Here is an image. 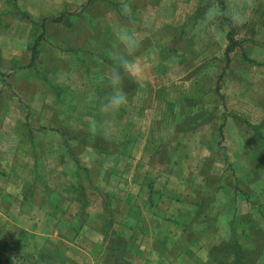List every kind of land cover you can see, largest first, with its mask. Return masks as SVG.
<instances>
[{
    "label": "rangeland",
    "instance_id": "1",
    "mask_svg": "<svg viewBox=\"0 0 264 264\" xmlns=\"http://www.w3.org/2000/svg\"><path fill=\"white\" fill-rule=\"evenodd\" d=\"M127 2L131 21L120 11L121 0H68L64 14L74 15L64 16L61 25L44 20L32 65L35 40L28 44L29 37L18 33L11 63H0V198L18 197L25 210L35 202L54 203L51 192L70 190L85 204L83 222L89 213L99 214L100 222L81 228H87V238L93 227L102 233L104 246L108 240L117 252L109 264H125L128 243L122 235H173V225L150 227L149 219L172 215L187 221L180 222L187 228L196 223L192 235L208 219L216 224L208 227L213 239L225 235L221 221L234 211L230 228L237 239L227 246L238 243L252 251L250 264H264V0H252L243 27H226L225 18L200 32L195 27L212 0ZM219 2L226 7V0ZM117 25L137 33L141 43L133 58L144 73L124 77L121 88L129 102L106 115L99 105L113 90L107 75ZM46 106L55 109L45 112ZM57 116L65 122L57 131L60 142L41 124H55ZM93 119L107 128L94 140L88 131ZM24 124L34 148L26 146ZM4 127H12L9 133L21 144H7L11 137ZM235 188L242 196L234 201ZM103 195L118 236L106 230ZM31 211L20 215V223ZM129 213L144 224L125 225L122 217ZM211 245L212 254L221 244Z\"/></svg>",
    "mask_w": 264,
    "mask_h": 264
},
{
    "label": "crops",
    "instance_id": "2",
    "mask_svg": "<svg viewBox=\"0 0 264 264\" xmlns=\"http://www.w3.org/2000/svg\"><path fill=\"white\" fill-rule=\"evenodd\" d=\"M71 1L74 2L75 0ZM69 3L68 0H0V63L4 65L11 63L10 52L17 48L19 44L17 40L18 33L26 36V38L29 37V39L27 38V43L30 40H35V43L43 33L45 28L43 24L47 23L44 20L47 18L55 19L63 15ZM34 18L40 20L39 25H37V21ZM171 24L172 22L170 21V26H172ZM57 25H61V22L57 23ZM46 30L50 34L52 27L48 26ZM25 40L24 37H21L22 43ZM5 55L8 56L6 57ZM31 59L32 57L30 58V63ZM13 63H17V61H13ZM41 94L43 97L45 91H42ZM2 107L0 106V109ZM44 109L47 112L55 108L46 106ZM57 109L60 110V107H57ZM61 119L60 116H57L55 124L46 122V125L45 122L41 123L42 126H47V132L54 131L53 139H57V142L63 140L59 130L64 128L65 122L61 121ZM18 127L19 125L15 130H18ZM21 127H24L27 131L25 135L27 148L29 146L34 148V139H31L30 130L26 128V124ZM11 129L12 127H4L3 131L7 130L6 132L9 133ZM253 134L255 135L256 132ZM6 135L11 137V141L7 142L10 146L21 144L17 140V134L16 138H14L15 132ZM31 152L33 155V149ZM19 174L20 179L22 173ZM18 193L19 191L16 192V194ZM41 194L43 193L41 192ZM50 194L56 195L54 203L52 202L51 204L47 200L31 204L30 208L27 207L25 210L30 209L34 212L31 211L30 216H27L26 222L21 221V223L20 215L25 212L24 207H21L24 202H18V197L10 198L9 201L2 200V197L0 198V210L6 211L8 215L0 217V264H21V262L34 264V257L39 259L36 262L37 264H109V258L112 253L110 247L107 246L108 240L106 246H104L105 238L102 233H97L93 227L89 238H87L85 237L88 231L85 232V229L87 228L84 230L81 228L83 224L91 227L96 221L100 222V218L97 217L99 214L97 212H94V214L90 211V219L86 220L87 222L85 223L83 222L84 219L81 218L85 204L82 200L76 199V196L70 190H66V193L62 191L60 193L51 192ZM44 195L47 199L48 189L45 190ZM239 196H242L241 191L235 188V192L233 191L234 201ZM51 208L52 213L50 212ZM233 210L235 209L233 208ZM234 215L233 211L231 217L228 216L222 219L221 225L225 235H219V237L213 239L210 238L208 227H211V224H216L208 219L203 221V224H205L203 231L197 230L198 234L194 235H192V232L193 228L197 226L196 223L193 226L189 225V228H187L186 225L180 224V222L187 223V221H181L180 218L174 219L172 215L170 216L171 219L164 221H162V218L149 219L145 225L150 227L158 226V224L159 227L161 225H173V235L162 237L156 233L134 235L131 233L122 235L121 233L125 238V242L128 243L127 250L122 252V258L125 260V264H215L213 260L211 261L213 255L209 251L210 242H215L211 246H216L229 241L233 237L237 239L236 228H230ZM125 217L127 218L122 217L125 225H132V220L134 225L136 223L137 226L144 224L143 219L134 220L131 213L127 214V216L125 215ZM74 229L77 230L76 233H79L75 237ZM112 230L116 233V236L119 235L116 224L113 221ZM179 230H181V233L176 234V231ZM65 231H67L69 236L66 237L67 234L65 233V237L61 236V233ZM203 241L204 243L200 245L202 248H200L198 244ZM20 258L21 261L19 262ZM24 259H30L32 262L24 261Z\"/></svg>",
    "mask_w": 264,
    "mask_h": 264
},
{
    "label": "clouds",
    "instance_id": "3",
    "mask_svg": "<svg viewBox=\"0 0 264 264\" xmlns=\"http://www.w3.org/2000/svg\"><path fill=\"white\" fill-rule=\"evenodd\" d=\"M252 0H226V7H222L219 0H212L206 8L203 17L197 22L196 32L213 27L227 18L226 27L241 28L248 23V11ZM121 13L132 20V8L127 0H121ZM115 40L118 42L109 55L113 66L107 75L109 86L113 89L101 100L99 110L106 115L117 113L128 104V95L121 88L125 76L138 78L143 75V66L134 59V54L140 47L137 33L126 25H117L113 29ZM103 80V77L101 78ZM90 138L95 139L99 132H107L106 122L93 119L89 124Z\"/></svg>",
    "mask_w": 264,
    "mask_h": 264
},
{
    "label": "trees",
    "instance_id": "4",
    "mask_svg": "<svg viewBox=\"0 0 264 264\" xmlns=\"http://www.w3.org/2000/svg\"><path fill=\"white\" fill-rule=\"evenodd\" d=\"M66 15L72 16L74 14L73 13L63 14L58 18L51 19V22L52 23H60L63 20L64 16H66ZM75 15H77V14H75ZM42 37L43 36L41 34L32 47V59H31L30 65L35 60L36 51H37L36 48H37L39 42L42 40ZM105 198L106 197L103 195V210H104V216L107 220L105 226H106V230H109V232H111V234L114 235L116 233L112 230V218L110 215L109 203L106 202ZM229 241H235L234 237L231 238ZM229 241L223 242V243H221V245L214 247V249L212 251V255H213L212 260L214 261V263L215 264H250V258H251L250 256L252 254V251L239 249L240 246L238 245V243H236V244L231 243V245L228 247L227 243ZM111 253L115 254L117 252L111 251ZM252 257H253V255H252Z\"/></svg>",
    "mask_w": 264,
    "mask_h": 264
}]
</instances>
